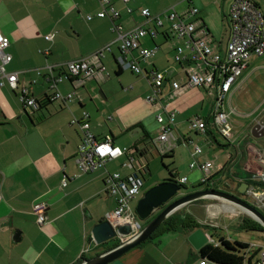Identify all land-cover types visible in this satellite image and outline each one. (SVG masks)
Masks as SVG:
<instances>
[{
  "label": "crops",
  "instance_id": "crops-1",
  "mask_svg": "<svg viewBox=\"0 0 264 264\" xmlns=\"http://www.w3.org/2000/svg\"><path fill=\"white\" fill-rule=\"evenodd\" d=\"M143 1L111 0L120 11L119 18L113 19L96 16L102 9L100 0H0V30L10 39L7 51L12 54V60L6 67L8 71L18 72L16 89L7 82L0 85V193L3 197L0 202V264H75L82 257L92 258L121 242L116 238L98 245L92 238L93 227L105 221L106 213L117 205L116 196L109 194L105 186L107 170L113 172L118 169L111 170L108 165L119 161V166L124 167L125 161L118 158L108 162L106 168L89 172L80 169L76 155L82 141L80 122L85 111L90 114V129L98 139L111 135L118 146L138 147L146 151L149 173L151 154L154 156L152 159L159 158L153 148V141L161 131L157 116L163 111L167 117L162 103L169 109H176L173 129L176 136L184 137L178 139L174 149L167 153L174 163L183 157L184 152L187 159H193L194 145L200 146L202 141H206L208 153L204 148V153L196 158L200 162H213L211 175L216 176V185L228 180L236 187L259 167L258 155L264 152V142L258 147L250 137L249 127L244 128L245 136L241 137L238 128L232 125L233 137L227 140L229 145L225 150L221 147L222 142H218L215 126L210 123L216 85L185 87L172 94L168 101L164 98L162 103L147 100L152 89L148 75L153 70L166 72L165 97L172 93L173 80L185 85L188 68L197 66L192 60L186 63L175 60L176 47L184 41L171 33L169 20L141 41L144 48L156 49L154 55L143 57L138 50L127 53V58L135 59L145 74L120 69L118 58L122 52L114 42L102 58L104 79L88 80L79 87L72 79L63 80L59 83L62 93L75 90L71 100L58 99L35 110L24 106L20 99L23 87L40 99L53 93L44 76L48 64H65L90 56L115 39V23H121L125 29L142 23L152 28L154 23H146L142 8H150L153 13L161 12ZM192 2L197 6L194 0ZM233 2L225 15L228 36ZM199 4L203 2L199 0ZM188 5L180 11L183 12ZM202 10L200 7L197 16L187 19L198 20V26L207 29L208 36L223 53L229 38L227 36L226 42L216 40ZM89 14L93 15L90 20L87 18ZM49 33H54L52 40L45 37ZM44 50H49V53H44ZM249 60L225 99L224 108L230 119L233 114L252 117L254 128L264 116V106L254 105L248 109L241 107L239 100L236 106L233 104L235 95L245 89L260 67L258 54H252ZM64 70L66 68L59 69L57 73ZM205 116L209 120L207 132L190 127L191 118ZM202 172L198 167L194 173L199 183ZM179 177L185 175L179 173ZM38 201L47 204L48 220L44 224L38 223L32 212ZM188 216L190 214L183 213L179 217L186 220ZM242 216L239 219L245 218ZM200 225L201 228L193 233L194 249L188 247L193 258L184 257L188 261L186 264L197 263L202 245L217 243L216 236L213 238L203 227L216 232L215 226L219 228L220 224L203 222ZM156 242L138 245L109 264H180L183 257L175 256L180 249L170 251ZM84 247H89V251L84 252Z\"/></svg>",
  "mask_w": 264,
  "mask_h": 264
},
{
  "label": "built area",
  "instance_id": "built-area-1",
  "mask_svg": "<svg viewBox=\"0 0 264 264\" xmlns=\"http://www.w3.org/2000/svg\"><path fill=\"white\" fill-rule=\"evenodd\" d=\"M128 1V0H125ZM188 1V7L183 11L177 10V3L161 13H153L150 8H142L141 12L145 16L146 23H154L152 28L145 26V23L125 29L121 23H115V39L96 50L88 57L68 61L65 64H48L44 73L46 81L49 82L53 93L47 95L45 99H40L30 93L27 87L22 88L20 99L25 107L39 109L41 105L48 101L58 99L71 100L75 90L64 94L59 89V83L63 80L72 79L74 85L79 87L88 80L103 78L102 58L107 51L111 50V45L117 42L122 55L118 58L121 69H129L137 74H145L142 66L135 59H128L127 53L138 50L143 57H149L155 54L156 49L144 48L142 39L148 34L155 32L158 26L164 25V17L171 21V33L184 42L176 47L175 60L177 62L195 61L197 66L189 67L187 71V81L183 85L179 80L172 81V93L168 96L163 93V86L166 80V72L153 70L148 76L152 81L151 93L147 95V100L151 103H162L168 101L172 94L182 90L185 87L194 86H217L216 100L212 107L211 116L213 125L218 128L220 133L227 139L233 137V126L230 121V115L224 108V101L232 90L233 84L243 69L248 65V60L252 54L264 55V14L260 10L259 4L255 0H234L231 9L229 23V39L222 53L216 48L215 43L208 36L205 27H199L198 20H188V17H195L199 14V8L195 6L192 0ZM102 9L96 16H110L113 19L119 18L120 11L114 6L111 0H100ZM87 18H93L89 14ZM46 39L52 40L54 33H49ZM10 45V39L0 30V85L6 82L13 88L18 87V72L8 71L7 64L12 60V54L7 51ZM49 53V50H44ZM57 73L59 69H65ZM41 73L40 68L38 69ZM104 76V77H103ZM36 82V81H34ZM162 107L167 111V117L161 111L157 118L161 123V131L154 142V149L162 155L169 153L176 146V142L184 137L176 136L173 125L175 123L176 109H169L167 104L162 103ZM90 114L85 111L83 119L80 122L82 131V141L79 145L76 155L77 163L83 172H89L98 168H106L107 163L125 156L124 167L131 169L126 175L120 171L110 172L107 170L106 190L109 194L116 196L117 205L111 211L106 213L105 220L110 221L116 228L119 225H130L133 234L142 229V224L137 218L131 201L141 193L146 181V175L149 170V159L147 152L138 147L118 146L114 143L113 137L107 135L103 139H98L91 131ZM190 127L202 133L207 132L209 120L194 117L189 120ZM192 142V141H191ZM202 153L199 145L195 144L190 167H199L203 171L201 183L216 188L215 179L211 178V168L213 162L207 160L200 162L196 158ZM259 167L252 173L251 180L262 183L264 181V152L258 155ZM180 183L186 182L187 177L178 179ZM247 192L264 200V188L259 184L251 183ZM3 197L0 193V202ZM32 212L36 216L37 222L44 224L48 220L47 204L38 201L34 204ZM124 240V238H122ZM121 240V239H120ZM255 246V245H254ZM260 254L254 264H264V245H260ZM89 247H84V252H88ZM196 264H219L206 257H200Z\"/></svg>",
  "mask_w": 264,
  "mask_h": 264
},
{
  "label": "rangeland",
  "instance_id": "rangeland-1",
  "mask_svg": "<svg viewBox=\"0 0 264 264\" xmlns=\"http://www.w3.org/2000/svg\"><path fill=\"white\" fill-rule=\"evenodd\" d=\"M179 0H173L171 3V0H145L148 4L152 5V8L158 12H164L168 8H170L174 3H176ZM203 2V4H199V0H194L195 4L199 6V8H203L205 16L207 17V22L209 23L212 34L215 36L217 41H225L227 40V23L226 20V12L229 11V4L233 0H200ZM260 7V10L264 14V0H255ZM139 2H144L143 0H139ZM188 4V1H183L179 4H177V10L181 12L183 8H185ZM164 20L166 18L164 17ZM227 21V22H226ZM229 26V24H228ZM230 30V29H229ZM229 38V36H228ZM176 40V39H175ZM228 42V40H227ZM226 42V43H227ZM226 45V44H225ZM251 62V60H249ZM258 65L260 67L258 68V71L252 75L249 82L247 83L245 89L235 95V98L233 100V104L236 106V102L239 100V104L241 107L250 109L254 105L264 106V55L260 56L258 55ZM128 70V69H126ZM129 75H131L128 72ZM29 110H35L33 108L28 107ZM262 109L260 110V112ZM259 114V113H258ZM209 116V115H208ZM208 116H205L204 119L208 118ZM231 124L238 128L239 130V136H245L244 135V128L249 127V133L252 141H254L256 144L258 143V147L260 145H263L264 142V135L255 137L252 133L253 130V121L252 117H240L236 114L232 115V118L230 119ZM210 123L213 124V117L210 118ZM213 126V125H212ZM216 132V136L218 138V142H222L223 149H227V139L220 133L218 128H214ZM206 141H202L200 144V147L202 149V153H204V148L206 151V154L209 151V145L205 143ZM121 147L126 145H119ZM186 147V145H184ZM188 152V151H187ZM159 157L158 159H152L154 156L151 154V173H148L146 175V181L145 184L141 190V193L137 195L135 199L131 201V205L136 213V207L138 204L139 199L144 195V193L151 188L152 186L159 184L166 180L171 172L170 169L177 175H185L187 177L186 182H182L183 186L181 190L179 191V195L192 193L196 191H200L202 189H205V185L203 183H199L198 179L194 175L196 168L194 167L191 169L190 164L195 159H187L186 153H183V157L180 159H176V163H174L171 156H167L169 154L166 153V155H161L158 152H155ZM201 153V154H202ZM123 158V160H126V157H120ZM77 160V159H76ZM192 160V161H191ZM191 161V162H190ZM199 161V160H198ZM108 167L111 170L118 169L116 171H120L123 173H128L131 171V169L127 167H122V165L119 166V161L110 163ZM126 171V172H123ZM179 172V173H178ZM126 173V174H127ZM123 174V175H126ZM204 173L202 172V175ZM244 176V174H243ZM262 188H264V181L262 183ZM217 186L219 190L227 191L230 193L236 194L232 188V184L226 180L222 184L217 183ZM229 186V187H226ZM236 187H234L235 189ZM177 197V195H176ZM243 197L244 200L248 201L252 205L256 206L259 211L264 213V200H260L257 196H248ZM175 198V197H174ZM202 204V205H201ZM183 209H178L176 213L181 216L183 213L187 215L190 214V217L188 216L187 219L184 221L186 224L182 223L179 225V228H177L175 231H168L165 232V234H161L159 237V234L155 236L154 238H151L147 241H158L156 244H158L162 248H167V250H173L175 248L180 249V252H174L176 258L177 257H183V259L180 261V264H186L184 257L190 256L189 260H192L193 255L192 253L189 255L188 253V247L194 249L195 246V239L193 237V233L197 232V223L201 224L203 222L205 223H218L220 224L219 228L218 226H215V228H218V231L220 235H225L233 240L238 241H244L248 242L252 245H255V247H259L260 245H264V231H258V230H248L246 229L241 223L243 219H239V216L243 215L242 217H250L249 214H247L245 211H243L241 208H239L237 205H235L232 202H228L227 200L217 199V198H202L199 199L198 202H191L185 206ZM232 210V211H231ZM160 212H157L155 210L150 216H148L146 219L140 218L137 213V218L140 220L142 226H146L155 216H157ZM182 213V214H181ZM178 216V217H179ZM182 219V218H181ZM212 221V222H211ZM204 230H208L213 238H215V233L208 227H203ZM207 236V235H206ZM217 240V239H215ZM147 241L143 242L142 244L146 243ZM161 243V244H159ZM141 245V244H140ZM83 258V257H82ZM84 260V259H83ZM82 260V261H83ZM188 260V259H187ZM81 261V262H82ZM80 262V263H81Z\"/></svg>",
  "mask_w": 264,
  "mask_h": 264
},
{
  "label": "water",
  "instance_id": "water-1",
  "mask_svg": "<svg viewBox=\"0 0 264 264\" xmlns=\"http://www.w3.org/2000/svg\"><path fill=\"white\" fill-rule=\"evenodd\" d=\"M252 133L255 137L264 135V116L255 125ZM248 185V182H242L238 187V191L241 193L247 192ZM181 188L182 186L179 183L172 180L171 174L163 182L149 188L139 199L136 207V213L140 218L146 219L155 210L164 206L165 203L168 201L171 202H169L157 216H155L146 226H143L142 229L135 234H133V230L130 225H119L115 228L108 220L95 225L92 229V238L95 244L101 245L116 238L121 239V242L92 258L84 259L78 264H109L119 259L130 249L147 241L166 221V219L178 209L202 198H217L230 201L249 214L252 219L264 226V213L259 211L256 206L244 200L237 194L213 187L179 195L178 193ZM176 195L179 196L176 197ZM122 238H124V240Z\"/></svg>",
  "mask_w": 264,
  "mask_h": 264
},
{
  "label": "trees",
  "instance_id": "trees-1",
  "mask_svg": "<svg viewBox=\"0 0 264 264\" xmlns=\"http://www.w3.org/2000/svg\"><path fill=\"white\" fill-rule=\"evenodd\" d=\"M121 69V68H120ZM52 102L48 101L47 103ZM46 104V102H45ZM44 103L41 105L43 107ZM40 107V108H41ZM153 139V138H152ZM171 152V151H170ZM169 156V155H167ZM171 176L172 180L179 183L181 186H183L182 183L179 182V176H177L171 169ZM214 175L211 176L213 179ZM251 177H247L245 179V182H248L249 185L251 183L260 184L259 182L252 181L250 179ZM199 200H195L193 202H198ZM185 220L181 219L178 217V214L175 212L171 216H169L166 221L153 233V235L149 238H154L160 233H163L165 230H174L177 228V226L181 225L184 223ZM186 222L184 223V225ZM246 229L248 230H258V231H264V226L261 225L259 222L256 220L250 218V217H245L243 219V224H242ZM202 225L197 223V228H201ZM218 228H215V235H216V244L207 242L204 245H202L199 249V254L200 257H206L214 262H217L219 264H254V262L258 259L259 254H260V247H255L254 245L247 243V242H242L238 240H232L231 238L225 236V235H220L218 234L219 231L217 230ZM202 232L201 230H199ZM148 239V240H149ZM83 259L86 258H81L79 259L75 264L80 263Z\"/></svg>",
  "mask_w": 264,
  "mask_h": 264
},
{
  "label": "flooded vegetation",
  "instance_id": "flooded-vegetation-1",
  "mask_svg": "<svg viewBox=\"0 0 264 264\" xmlns=\"http://www.w3.org/2000/svg\"><path fill=\"white\" fill-rule=\"evenodd\" d=\"M215 184H216V181H215ZM240 186V184L238 186H236V188L234 189V187H230L232 188L234 191H236L235 193L240 196V197H247L249 199L248 196H252L251 194H249L248 192H245V193H241L240 191H238V187ZM226 187H229V186H226ZM216 188H218V186L216 185ZM248 189V188H247ZM176 198V197H175ZM174 199V198H173ZM172 199V200H173ZM169 202L171 201H168L167 203H165L164 206H161L160 208L157 209V212H160ZM251 218V217H250Z\"/></svg>",
  "mask_w": 264,
  "mask_h": 264
},
{
  "label": "bare ground",
  "instance_id": "bare-ground-1",
  "mask_svg": "<svg viewBox=\"0 0 264 264\" xmlns=\"http://www.w3.org/2000/svg\"><path fill=\"white\" fill-rule=\"evenodd\" d=\"M208 188H213L212 186H206L205 189H208ZM229 202V201H228ZM232 211V210H231Z\"/></svg>",
  "mask_w": 264,
  "mask_h": 264
},
{
  "label": "clouds",
  "instance_id": "clouds-1",
  "mask_svg": "<svg viewBox=\"0 0 264 264\" xmlns=\"http://www.w3.org/2000/svg\"><path fill=\"white\" fill-rule=\"evenodd\" d=\"M249 186V185H248ZM219 189V188H218ZM179 196V195H178Z\"/></svg>",
  "mask_w": 264,
  "mask_h": 264
}]
</instances>
